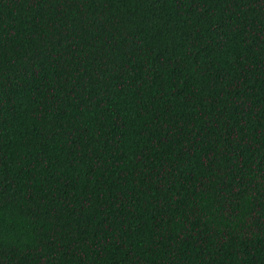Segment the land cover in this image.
<instances>
[{"label": "trees", "instance_id": "16d2710c", "mask_svg": "<svg viewBox=\"0 0 264 264\" xmlns=\"http://www.w3.org/2000/svg\"><path fill=\"white\" fill-rule=\"evenodd\" d=\"M0 264H264V0H0Z\"/></svg>", "mask_w": 264, "mask_h": 264}]
</instances>
